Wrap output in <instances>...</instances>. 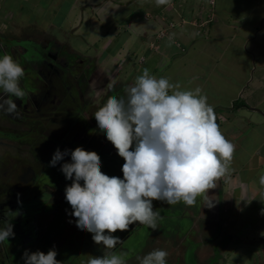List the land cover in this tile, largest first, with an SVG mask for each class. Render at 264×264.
I'll return each instance as SVG.
<instances>
[{"label": "rangeland", "instance_id": "1", "mask_svg": "<svg viewBox=\"0 0 264 264\" xmlns=\"http://www.w3.org/2000/svg\"><path fill=\"white\" fill-rule=\"evenodd\" d=\"M88 1L90 0H0V35L12 39L28 37L44 44L50 41L58 43L68 61L92 73L88 81L81 79L80 82H88L90 87L95 86L97 94L98 86L103 81L107 82V78L99 69L98 60L92 56L101 57L107 52L104 47L106 37L101 35L103 27L96 20V10L86 4ZM190 1H193V7L191 6L182 18L187 22L191 18L198 21L208 18V22L201 28V32H197L195 26L192 28L190 32L193 40L189 43L182 44L181 40L176 39L175 43L179 48L175 60L180 57L185 63L169 64L159 61L154 57L157 53L152 50V57L136 72V67L141 65L146 57L145 53L138 51L127 60L123 70L117 73L114 81L117 84L113 82L111 89L118 87L119 82L124 84L125 89L134 83L138 75L143 74L144 68H148L150 74L157 78L166 77L174 84L178 82L181 90L201 88V94L207 96V103L214 109L221 131H229L234 126L241 127V122L234 119L237 113L249 117L253 123L254 116L260 118H255L257 121L262 120L264 0ZM182 18H174L175 25L171 30L181 29ZM156 28V25H147L138 33L150 36V40L157 42L160 38L155 37L158 33L154 30ZM130 30L133 36L137 34L133 29ZM163 37L166 40L170 38L168 34ZM100 98L95 96V104H98L97 100ZM235 100L237 103L246 101L249 105H236L233 108L232 103ZM252 106L254 110L250 108ZM237 107V112H233ZM222 117L229 120L224 121ZM262 124H254L255 127L251 131L254 134L257 131L263 132ZM44 125L49 135H62L61 124L57 120L46 119L42 123V126ZM39 142L40 145L36 142L33 147L37 149L38 145L40 146V157L49 164L56 148L54 149L49 141ZM103 152L105 155L110 154L111 158L116 157L117 160H113L115 165L109 168L111 174L123 178L121 168L125 161L118 155V150L108 141L105 151L98 154L102 163ZM261 159L259 155L251 157L246 151H240L238 155L234 153L229 171L224 175L223 181H216L220 183H216L217 187L221 188L224 184L228 186L231 182L241 183L253 177L258 186H261L259 176L264 174V167L262 169V165L258 163ZM105 168L107 167L101 166L104 173ZM235 169H238L237 172H234ZM231 175L235 176L233 180L230 179ZM261 193H264L262 186L257 197ZM208 194L198 196L196 205L191 207H186L183 202L169 206L154 201V209L160 211L163 217L159 222L160 229L152 231L146 226L138 225L121 245H117L115 251L118 254L127 253V264H138L136 256H143L154 249H163L169 253L167 264H264V236L260 235L264 227L262 220L257 221L258 213L251 211L249 214L248 207L242 209L239 206V212L235 210L232 220H227L226 217H230L231 213L227 209H224V213L221 212L216 197L213 198L214 207H207V202L210 201ZM261 204L263 205L262 202ZM253 206L256 207V203L251 205ZM71 212L70 204L61 203L60 208L56 207L40 214V236L38 241L30 244L29 251L40 250L47 253L55 247L58 252L57 259L62 261V264H86L89 257L102 255L100 246L92 239V233L81 231L75 224L76 218L70 215ZM247 222L252 224V228L245 231L246 228L242 226H246ZM125 232L118 230L113 235L122 239Z\"/></svg>", "mask_w": 264, "mask_h": 264}, {"label": "clouds", "instance_id": "2", "mask_svg": "<svg viewBox=\"0 0 264 264\" xmlns=\"http://www.w3.org/2000/svg\"><path fill=\"white\" fill-rule=\"evenodd\" d=\"M154 3L156 7L169 6L171 0ZM24 75V68L10 54L0 57V112L20 115L16 101L28 95L20 86ZM201 93L199 87L181 90L178 82L157 78L144 68L143 74L125 87L123 96L107 97L93 116L99 132L125 161L123 178L102 172L96 151L82 146L64 151L57 148L49 166L70 156L60 167L72 181L65 188L70 215L81 231L92 233L102 251V255L89 257L86 264H127V253L115 251L122 240L114 233L128 231L132 225L160 229L163 217L154 209V201L195 206L197 197L215 188L216 181L229 171L234 145L222 134L213 107ZM259 184L264 187V174L259 176ZM257 198L264 203V193L252 198L245 194L237 206ZM207 207H214L213 201ZM260 215L264 216V208ZM13 227L8 222L0 229V243L15 237ZM260 235L264 236V231ZM57 255L55 247L47 253L26 249L21 259L24 264H62ZM168 255L166 250L154 249L136 260L138 264H167Z\"/></svg>", "mask_w": 264, "mask_h": 264}, {"label": "flooded vegetation", "instance_id": "3", "mask_svg": "<svg viewBox=\"0 0 264 264\" xmlns=\"http://www.w3.org/2000/svg\"><path fill=\"white\" fill-rule=\"evenodd\" d=\"M4 54H10L24 68L20 86L28 95L23 101H16L19 116L0 112V229L11 222L15 232L14 238L0 243V264H24L23 252L40 236L38 216L60 208L61 203L69 204L62 194L72 183L60 170L70 156L49 166L40 157L39 141H49L56 150L82 146L100 155L108 140L99 132L93 114L108 96L123 95L118 88L109 89L105 81L98 86L97 94L95 86L80 82L88 81L92 73L68 61L61 45L54 41L44 44L28 37L12 39L0 35V57ZM95 96L101 97L98 104ZM46 119L57 120L62 135H49L46 125L42 126ZM36 142L37 149L33 147ZM103 155L102 166L107 167L103 170L115 176L109 167L115 165L116 157L104 152ZM137 226L123 234L122 243Z\"/></svg>", "mask_w": 264, "mask_h": 264}, {"label": "crops", "instance_id": "4", "mask_svg": "<svg viewBox=\"0 0 264 264\" xmlns=\"http://www.w3.org/2000/svg\"><path fill=\"white\" fill-rule=\"evenodd\" d=\"M75 1V0H73ZM90 2V3H89ZM193 1L190 0H171V4L169 6H160L156 7L154 0H90L86 4H90L93 10H96L95 16L97 22H100L101 27H103V37H106V41L104 42V47L107 52L100 56H92L98 60V67L101 71L104 72L107 84H113L117 73L123 70L124 64L127 60H130L132 56L138 51L141 53H145L146 57L141 63V65L136 67V72L140 71L142 65L152 57V50H155L157 55H154L159 61H165L169 64L173 62H177L176 64H184L180 57L176 61L175 55H178L177 44L175 43L176 39L181 40V43H189L193 40V36L190 31L194 25L192 24L193 19L189 22H186L188 25L185 26L183 23L181 24V29H172L169 26L170 21H174L175 17H183L186 11L191 9ZM145 6V9L143 6ZM145 10V11H144ZM194 18V17H193ZM184 23V24H186ZM190 24V25H189ZM147 25H156L157 32L161 31V29H166V33L170 38L167 40L164 39L163 36L157 37L160 38L157 40H150V36L140 34L138 31L143 29ZM130 29L137 33L133 36ZM169 32H168V31ZM112 31V33L110 32ZM134 38V40H133ZM131 39V40H130ZM155 42V43H152ZM153 48V49H152ZM142 54H140V58ZM116 83V82H114ZM117 84V83H116ZM119 85V86H118ZM116 89L124 95V84L119 82ZM246 102V101H245ZM259 102V101H258ZM246 105H249L246 102ZM245 105V106H246ZM232 107L233 106L232 103ZM253 110L255 109L253 106L250 107ZM238 107L233 110V112H237ZM259 112V111H257ZM262 120L257 117H253L255 123L249 117H245L244 115H239L238 113L235 115L234 119L238 122H241V127L234 126L231 127L229 131H221L227 140H229L235 148L234 153L238 155L240 151L248 152L251 157L253 155H259L262 157L259 160V164H261V168L264 167V131H257V133H253L251 130L255 127L254 124H264V114H261ZM224 121H228V118H224ZM256 118V119H255ZM262 124V125H263ZM250 128V130H249ZM252 128V129H251ZM246 129V130H243ZM253 133V134H252ZM257 140H254V138ZM258 141V142H255ZM238 169H235L234 172H237ZM233 171V170H232ZM264 172V170H263ZM231 180L235 176H230ZM224 176L221 177V181L224 180ZM255 178H251L247 181L238 183L234 182L233 184H229L228 186L223 185V187L219 188V186L209 189L206 193L210 195L207 203L209 204L213 201V198L216 197L218 203L220 204V210L224 213V209L229 210L231 213L230 217H226L227 220L233 218L234 211L239 212V207L237 206V200H240L246 194L249 198L257 197V194L260 192L261 186H258V182L254 180ZM255 181V182H254ZM217 184H220L216 182ZM216 184V185H217ZM246 190V191H245ZM206 198V197H205ZM256 203V207H251L252 204ZM240 207L242 209L244 207H248L249 214L252 211L253 213H258V220H262L264 227V216L260 215V209L264 208L259 199H254L250 204H247L245 201H241ZM208 209V208H207ZM224 219V218H223ZM250 219V218H249ZM242 228H246L245 231L252 228V224L247 222V225H243ZM264 231V230H263Z\"/></svg>", "mask_w": 264, "mask_h": 264}, {"label": "built area", "instance_id": "5", "mask_svg": "<svg viewBox=\"0 0 264 264\" xmlns=\"http://www.w3.org/2000/svg\"><path fill=\"white\" fill-rule=\"evenodd\" d=\"M187 20L182 18L181 19V24L183 23H186ZM208 22V18H203L201 19L200 21H198V19L194 18L193 21H192V24L197 28V32H201V28L204 27L206 25V23ZM175 23L173 21H170L169 22V26L170 27H174ZM167 34L165 29L164 30H161L159 31L158 33L155 34V37H161L163 35Z\"/></svg>", "mask_w": 264, "mask_h": 264}, {"label": "trees", "instance_id": "6", "mask_svg": "<svg viewBox=\"0 0 264 264\" xmlns=\"http://www.w3.org/2000/svg\"><path fill=\"white\" fill-rule=\"evenodd\" d=\"M247 103L245 101H242V103L238 102L235 100L233 101V106H236V105H246Z\"/></svg>", "mask_w": 264, "mask_h": 264}]
</instances>
